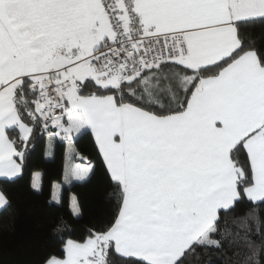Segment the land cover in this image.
Returning a JSON list of instances; mask_svg holds the SVG:
<instances>
[{
    "label": "snow or ice",
    "instance_id": "snow-or-ice-1",
    "mask_svg": "<svg viewBox=\"0 0 264 264\" xmlns=\"http://www.w3.org/2000/svg\"><path fill=\"white\" fill-rule=\"evenodd\" d=\"M38 133L89 136L112 204L40 264H264V0H0V177ZM95 168L70 148L63 179Z\"/></svg>",
    "mask_w": 264,
    "mask_h": 264
},
{
    "label": "trees",
    "instance_id": "trees-1",
    "mask_svg": "<svg viewBox=\"0 0 264 264\" xmlns=\"http://www.w3.org/2000/svg\"><path fill=\"white\" fill-rule=\"evenodd\" d=\"M46 134L38 133L28 145L25 166L19 178L9 181L0 177V191L7 193L11 205L0 210V264H40L42 258L60 247L64 233L53 234L54 224L62 217L68 228L76 230L78 238L84 227L96 222L112 207L107 202L111 191L103 174L102 165L89 136L78 137L76 151L96 165L85 181H63L66 141H52V157L47 158ZM73 161H77L74 158ZM40 173V189H32L33 173ZM59 184L61 201H51L54 184ZM76 195L82 210L78 220L70 212V198ZM238 206V211L246 208ZM185 264H233L229 251L206 249L197 258L189 257Z\"/></svg>",
    "mask_w": 264,
    "mask_h": 264
},
{
    "label": "rangeland",
    "instance_id": "rangeland-1",
    "mask_svg": "<svg viewBox=\"0 0 264 264\" xmlns=\"http://www.w3.org/2000/svg\"><path fill=\"white\" fill-rule=\"evenodd\" d=\"M46 149H45V155H46V157L47 158H51L52 157V143H51V149H49V139H48V137H46ZM70 148H73V145H69L67 142H66V153H65V165H66V163H67V160H68V156H69V150H70ZM49 151H51V155H49L48 154V152ZM36 172H38V171H35L34 173H36ZM56 184V183H55ZM52 192H53V190H52Z\"/></svg>",
    "mask_w": 264,
    "mask_h": 264
},
{
    "label": "crops",
    "instance_id": "crops-1",
    "mask_svg": "<svg viewBox=\"0 0 264 264\" xmlns=\"http://www.w3.org/2000/svg\"><path fill=\"white\" fill-rule=\"evenodd\" d=\"M77 158V161H73L74 163H83L84 161H81L78 157H76ZM65 168V167H64ZM34 174V173H33ZM64 175V174H63ZM63 181H64V179H63ZM65 182V181H64Z\"/></svg>",
    "mask_w": 264,
    "mask_h": 264
}]
</instances>
